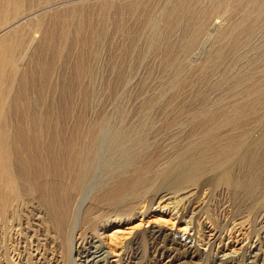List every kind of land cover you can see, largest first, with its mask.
<instances>
[{
	"label": "bare ground",
	"instance_id": "bare-ground-1",
	"mask_svg": "<svg viewBox=\"0 0 264 264\" xmlns=\"http://www.w3.org/2000/svg\"><path fill=\"white\" fill-rule=\"evenodd\" d=\"M157 1L154 14V3L146 1L0 0V264H10L8 246L11 238H18V215L37 210L35 204L49 217L66 249L76 203L101 167L106 180L101 179L104 182L83 218L91 235L105 230L103 212L142 215L154 206L173 214L180 224L179 229L149 227L144 231L159 248L169 245L172 257L165 264H201L199 258L205 256L209 264H238L245 252L244 264H264L260 249L264 241V80L252 82L249 75L233 73L236 64L252 62L250 53L264 36V0H166L160 14ZM65 4L75 6L50 19L43 15ZM113 13L134 22L131 32L136 37L138 23L146 22L148 48L155 53L163 50L161 61L173 70L139 106L135 126L119 120L113 125L110 119L100 118V112L88 114L97 100L99 83L97 69L91 65L99 61L97 49L109 36ZM118 30L123 34L126 29L120 24ZM35 34L41 35L40 40ZM227 38L232 39L231 45L216 48L205 80L195 87L196 110L168 104L162 135L170 138L154 146L144 125L148 111L176 90L175 80L184 70L185 59L172 52L176 41H183L186 56L204 40L210 47L220 46ZM72 51L78 68L75 85L64 86L60 96L51 84L49 89V73L56 61ZM257 54V62L264 63V52ZM34 56L44 69L36 64L43 72L42 97L51 96L40 109L27 97L29 80L22 74ZM212 89L227 93L220 92L223 97L210 101L205 93ZM73 96L78 105L71 102ZM218 202L230 205L233 217H238L225 247H215L220 226L209 217ZM186 219L194 222V229ZM35 227L43 230L39 221ZM102 240L98 238V252L93 255H107Z\"/></svg>",
	"mask_w": 264,
	"mask_h": 264
},
{
	"label": "rangeland",
	"instance_id": "rangeland-1",
	"mask_svg": "<svg viewBox=\"0 0 264 264\" xmlns=\"http://www.w3.org/2000/svg\"><path fill=\"white\" fill-rule=\"evenodd\" d=\"M125 1H143V2L146 1L145 3H154L153 13L155 14V0H125ZM157 2L158 4H157L156 12L160 14L161 8H162L161 6H163L164 8V4L166 6L167 2L166 0H158ZM73 6H75V4L61 5L57 8L50 9L43 15H45L47 19H50L56 16L55 14H57L58 12L69 11L70 9H72ZM111 18H112V22L109 26V36L105 39L103 43H101V45L97 49V52L99 54V61L96 64L92 63L91 65L92 67L97 69V72L99 73V74L97 73V75H99L98 76L99 83L96 85L97 86L96 89L98 91L96 99L98 100L100 98V100L98 101L94 100L95 108L92 106V110L90 108L88 110L89 111L88 114L89 115L91 113L97 114L98 112V115H99V112H100L99 117L106 119L108 121L110 119L109 122L111 124L114 122L113 125H116L119 120V122L123 121L124 124L126 121V124H125L126 126H132V125L135 126L139 123V114H138L139 109H140L139 106L143 103L145 98L149 97L151 94H153V92H156L157 89L165 81L168 80L169 76L172 75L173 70L170 65L168 66L161 61L162 59L161 52L163 51L162 49H161L162 51H158L159 53L158 52L155 53L154 52L155 50L153 48L151 49L148 48L147 40H148V32H149L150 27L149 26L147 27L148 24L146 22H142L140 25L138 23V26H140L139 28L140 34L138 35V37H136L134 36L133 32H131L132 25L134 24V22L131 21L129 17L121 16L119 14L114 15L113 13ZM120 24L124 29H126L124 30L123 34L117 33V30L120 29ZM142 31L144 33H142ZM35 36L37 40H40V36H41L40 34H35ZM211 37H212L211 40L213 42L214 36H211ZM134 40L136 41L138 40L137 41L138 43ZM231 40H232L231 38H227L224 42L221 43L220 46L218 44L217 45L214 44V46L212 45L210 47H209V41L204 40V42L201 44L199 48L192 51L186 56L184 55V52L182 51L183 46L181 45H183V41L181 42L176 41V43L173 46L172 52L174 55L176 56L179 55V57H183L185 59V65H183L184 70L179 73L180 76L178 75L175 80L176 90L170 91L166 95L167 97H165V99L161 101L159 105H157L156 107L148 111L147 116L149 117H147L146 123L144 125L146 132H147V136L149 137V142L153 143L154 146H155V142H157V144L162 143L164 138L166 139L167 137L170 138L169 135H166V134L162 135L165 133V132H162L163 113L167 105L171 103H176L178 105L180 104L185 105V107H188V108L190 107L192 109V110L190 109L191 111L196 110V108L198 107V105H196L197 99H195L194 97V91L197 88L196 86L199 83H201L200 82L201 80L203 81L205 80V77L207 74L206 70L208 69L210 65L211 57L215 54V52L219 50L220 47L226 46V44L227 46L231 45L232 43ZM258 41H257L258 43L255 45L256 49L253 48L250 53V55L254 56V59L252 60V62L251 61L250 62H240L233 67L235 68L233 69L234 74H237L240 76L249 75L251 77L250 81L252 82H257V80L258 81L264 80V63L260 61L257 62V59H258L257 56H259L257 53L261 55V53L264 52V36L261 38H258ZM225 42H228V43H225ZM216 48H217V51H216ZM254 54H256L257 56ZM35 57L37 60L35 59ZM38 59H39L38 56H34V60L32 62H28L27 66L24 67V69L22 70V74H24L26 78L29 80V81L27 80L28 82H27V86L25 89L27 92V97L33 101V103L35 104L34 107L36 106V109H40L44 103H47L48 100H51L49 98L51 96H47V98H49L47 99L46 96L43 95L42 97V94H41L42 89L40 88V86L44 84V82L42 81V79L40 80V77L43 72L40 73L41 71L40 68L42 67L37 64ZM56 62H55L56 64L54 63L55 65L54 64L52 65L53 66L52 68L54 71L51 68L52 71H50L49 73V75L50 74L51 75H50V78L47 84L49 85L51 84L53 86L54 91H56L55 89H57L58 95L61 96L64 86L70 87L71 85H75L74 77H76L77 72H78L77 71L78 68H76L77 67L76 54L74 51H72L70 55ZM42 71H44L43 68H42ZM260 72L262 75L260 74ZM180 79H181V82H179ZM177 82H179V84ZM184 82L186 83V85ZM51 85L49 86V89L52 88ZM49 89L47 91H49ZM212 90L213 91L209 90V94H207L208 91H206L205 93V98L210 101H214V99L218 100L220 96L223 97L224 94L227 93V91L223 92L220 89H217V90L212 89ZM220 92H223L224 94L222 95V93L220 94ZM238 92H239L238 96L242 97L244 93L243 90H240ZM60 96L59 97L53 96L54 98L53 97L52 98L58 101L60 99ZM179 101L182 103H180ZM71 102L75 105L79 104V100L76 96H73V98L71 99ZM96 102L98 103L96 104ZM188 102H190V104ZM192 107H194L195 109ZM119 111L125 117L122 114H121L122 116H120L118 113ZM126 115H127V118H126ZM150 119L151 121H149ZM153 121L157 124H155ZM104 172H105V168L103 167L97 170V172L94 174L95 176L93 178L94 182L91 181L89 183L88 187L86 188V191L87 190L88 191L87 192L85 191L82 194L81 199L76 203L77 206L75 205L76 206L75 214L77 217L75 216L76 219L74 218L75 221L73 222L74 223L72 226L73 228L71 229L72 237L70 236V242L66 249L65 247H63L64 245L62 243V239L56 234L51 220L49 219V217L46 216V214L43 213V211L39 208L40 206H38V204L34 205L36 206L37 210L34 209L31 212H20V214L17 217V222L15 226L16 228L15 230L18 234V238L17 239L11 238L9 242V246H8L9 247L8 256L10 259V264H60V262L65 259L66 260L64 261V264H165L168 258L172 257V255H170L171 253L168 248L169 245H166L163 248H159L157 245V242H154L153 240H151L150 237L144 234V231L145 229L149 227H159L162 229L166 228L165 230H168L171 228L179 229L180 224L177 223V218L173 214H170L168 211H165L163 209H159L153 206L152 208L147 207L148 211L146 210L145 214H142V215L137 214L136 212L131 213V211H122V212H117V213L116 212L112 213V211L105 212V213L103 212L102 214L104 216L102 217L105 220L102 218L103 224L102 223L101 224L104 225L105 230L102 231L98 229L95 234L96 236L91 235L89 233L88 231L89 229L84 224L83 218H84V214H85L87 207L90 205L92 198L94 197L93 195H95L97 192L96 190L100 187V184L106 180L103 174ZM101 179L104 181H102ZM142 205L143 204H141L140 206ZM229 206L230 205L226 203L223 204V202H218L212 207L209 213L211 223H214L216 226L218 225L217 227L219 226L221 227L217 229L218 230L217 232H219L220 234L217 233L218 238L216 237L215 247L216 246L217 247L227 246L229 242L228 234H230L231 232L230 230H232L233 225L237 222V219L235 218H238V217H233L234 215H232V209L230 211V208L232 207H229ZM104 210H105L104 208H101L100 211H104ZM226 217L227 218L229 217L230 219L229 218L227 219ZM233 218L235 219L234 221H233ZM37 221L40 222L43 230L39 231V229H35L36 228L35 223ZM186 221L188 222V224L190 223L189 225L188 224L187 225L191 226V228L194 229V222L192 223L189 222L190 221L189 219H186ZM223 224L224 226H222ZM98 238H101V240L103 239L102 242L105 246L104 250L105 252H107V255H104L102 257H100L102 253L93 255V253H95L98 250V247H97L99 245ZM106 246H108V248ZM263 247H264V241H262L260 244V249L262 252L264 251ZM246 255H247L246 252L243 253L238 264H244ZM1 259L2 257L0 254V263L2 261ZM199 262L201 264H205V263L209 264L208 257L205 256V257L199 258Z\"/></svg>",
	"mask_w": 264,
	"mask_h": 264
}]
</instances>
